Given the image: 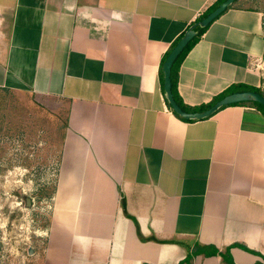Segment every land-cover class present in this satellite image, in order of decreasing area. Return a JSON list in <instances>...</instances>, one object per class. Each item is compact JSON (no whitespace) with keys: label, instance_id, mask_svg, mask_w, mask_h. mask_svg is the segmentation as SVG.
I'll list each match as a JSON object with an SVG mask.
<instances>
[{"label":"crops","instance_id":"0c3cea01","mask_svg":"<svg viewBox=\"0 0 264 264\" xmlns=\"http://www.w3.org/2000/svg\"><path fill=\"white\" fill-rule=\"evenodd\" d=\"M218 1L0 0V89L67 107L43 264H180L229 247L233 264H264V112L186 122L161 82L167 52ZM241 1L180 63L194 111L264 94V13Z\"/></svg>","mask_w":264,"mask_h":264},{"label":"rangeland","instance_id":"374dc122","mask_svg":"<svg viewBox=\"0 0 264 264\" xmlns=\"http://www.w3.org/2000/svg\"><path fill=\"white\" fill-rule=\"evenodd\" d=\"M66 119L56 99L0 89V264H43Z\"/></svg>","mask_w":264,"mask_h":264},{"label":"water","instance_id":"95a60500","mask_svg":"<svg viewBox=\"0 0 264 264\" xmlns=\"http://www.w3.org/2000/svg\"><path fill=\"white\" fill-rule=\"evenodd\" d=\"M237 0H224L207 16L193 23L171 49L166 57L163 66V79H164V95L165 99L170 105L171 109L175 111L179 116L187 120H203L215 115L221 108L232 104L241 102H256L264 107V94L254 90H243L233 92L225 95L220 100L216 101L213 105L203 111H188L176 100L173 93V80L172 70L178 57L182 54L185 48L190 42L199 35V28L208 27L213 21H215L221 14H223L230 6H232ZM27 206L31 205V199H26Z\"/></svg>","mask_w":264,"mask_h":264},{"label":"trees","instance_id":"16d2710c","mask_svg":"<svg viewBox=\"0 0 264 264\" xmlns=\"http://www.w3.org/2000/svg\"><path fill=\"white\" fill-rule=\"evenodd\" d=\"M224 0H219L216 4H214L210 9H208V11H207V13H205L204 15H203V17H205V16H207L211 11H213L221 2H223ZM202 17V18H203ZM207 28V27H206ZM206 28H199V35L198 36H196L191 42H190V44L185 48V50L182 52V54L178 57V59H177V61L175 62V64H174V67H173V70H172V80H173V93H174V96H175V98H176V100L181 104V106H183L186 110H188V111H194L195 109H192V108H190V107H187L183 102H182V100H181V98L179 97V95H178V92H177V77H178V68H179V66H180V63H181V61L183 60V58L186 56V54L188 53V51L190 50V48L193 46V44H195L196 42H197V40H198V38H199V36H200V34L206 29ZM183 36V34L181 35V37ZM180 37V38H181ZM179 38V39H180ZM179 39L177 40V42L179 41ZM177 42H175L174 44H173V46H172V48L175 46V44L177 43ZM171 48V49H172ZM171 51V50H170ZM169 51V52H170ZM169 52H167V55L164 57V59H163V62H162V66H163V63H164V61H165V59H166V57L168 56V54H169ZM162 66H161V82H162V85H163V91H164V79H163V72H162ZM245 90H254V91H259V90H257V89H245ZM234 92V91H233ZM232 91L231 92H227V93H224V94H222V95H220L219 97H217L215 100H214V102H213V104L216 102V101H218V100H220L221 98H223L225 95H227V94H231V93H233ZM236 92V91H235ZM259 92H261V91H259ZM262 93V92H261ZM168 103V102H167ZM242 103H246V102H241V103H237V104H242ZM252 103H254L255 105H257L263 112H264V107L261 105V104H259V103H256V102H252ZM169 105V104H168ZM212 105V104H211ZM211 105H209V107L211 106ZM169 107H170V105H169ZM209 107H207V108H209ZM171 108V107H170ZM224 108V107H223ZM172 110V109H171ZM173 111V110H172ZM173 113L178 117V118H180L181 120H183V121H186V122H195L196 120H187V119H185V118H183V117H181V116H179L175 111H173ZM245 250H247V251H249V252H252L253 253V251H251L250 249H248L247 247H243ZM230 247L229 248H227L226 249V251L224 252V253H222L221 251H219L218 249H213V250H211V251H202V250H200V249H194L191 253H189L188 254V256L185 258V260H183V261H181L180 262V264H193L192 263V259H193V256H195V255H197V254H204V255H206V256H211V255H221V256H223V258L225 259V260H227L226 262L227 263H230V264H233V261H232V259H231V257L230 258H228V256H230Z\"/></svg>","mask_w":264,"mask_h":264}]
</instances>
